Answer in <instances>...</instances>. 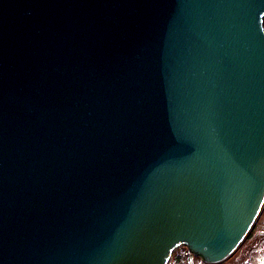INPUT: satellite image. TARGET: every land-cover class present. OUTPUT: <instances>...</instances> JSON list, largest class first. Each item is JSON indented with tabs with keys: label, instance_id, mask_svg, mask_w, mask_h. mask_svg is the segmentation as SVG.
I'll list each match as a JSON object with an SVG mask.
<instances>
[{
	"label": "water",
	"instance_id": "obj_1",
	"mask_svg": "<svg viewBox=\"0 0 264 264\" xmlns=\"http://www.w3.org/2000/svg\"><path fill=\"white\" fill-rule=\"evenodd\" d=\"M264 206V0H0V264L228 258Z\"/></svg>",
	"mask_w": 264,
	"mask_h": 264
},
{
	"label": "flooded vegetation",
	"instance_id": "obj_2",
	"mask_svg": "<svg viewBox=\"0 0 264 264\" xmlns=\"http://www.w3.org/2000/svg\"><path fill=\"white\" fill-rule=\"evenodd\" d=\"M169 264H264V206L248 236L228 258L209 263L180 245L172 252Z\"/></svg>",
	"mask_w": 264,
	"mask_h": 264
}]
</instances>
